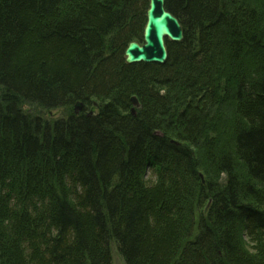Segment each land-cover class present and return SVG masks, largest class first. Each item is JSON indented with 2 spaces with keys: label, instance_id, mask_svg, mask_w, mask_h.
Segmentation results:
<instances>
[{
  "label": "trees",
  "instance_id": "obj_1",
  "mask_svg": "<svg viewBox=\"0 0 264 264\" xmlns=\"http://www.w3.org/2000/svg\"><path fill=\"white\" fill-rule=\"evenodd\" d=\"M164 1L127 65L148 0H0V264H264V0Z\"/></svg>",
  "mask_w": 264,
  "mask_h": 264
},
{
  "label": "water",
  "instance_id": "obj_2",
  "mask_svg": "<svg viewBox=\"0 0 264 264\" xmlns=\"http://www.w3.org/2000/svg\"><path fill=\"white\" fill-rule=\"evenodd\" d=\"M164 0H148L146 23L142 34V43L132 42L124 51L127 64H156L163 65L168 57L165 40L179 43L183 36L178 20L164 7ZM133 107L139 104L135 98L130 99ZM80 104L75 105L80 109ZM134 108L132 109V113ZM155 135H160L157 132Z\"/></svg>",
  "mask_w": 264,
  "mask_h": 264
},
{
  "label": "rangeland",
  "instance_id": "obj_3",
  "mask_svg": "<svg viewBox=\"0 0 264 264\" xmlns=\"http://www.w3.org/2000/svg\"><path fill=\"white\" fill-rule=\"evenodd\" d=\"M240 1H241V4L239 6L244 8V6H242L244 4L242 1H244V0H240ZM77 103H79L81 105L80 109L75 107V105ZM77 103L71 107V110L70 109L68 110L67 108L55 109V110H49V111H42L39 109H35L34 113H33V111H32V113H33V115L41 116V118L44 120L49 119V121L52 122L56 119L66 117L68 114H71V113H72V115H74L76 117L78 115H87V114L88 115H92V114L95 115L98 112V106L96 104H93L89 107V106H84L80 102H77ZM26 112H28V111H26ZM29 112H31V111H29ZM218 112H219V110H218ZM218 112H217V114H214V118L216 119V122L221 120V122L218 123L217 131H218L219 135L223 137L224 141H228V140L230 141L232 125H230V122H228L226 120V117H225V113L227 114V108H224V106L221 107V113H222L223 118L219 116ZM229 144H230V142L228 143V145ZM110 253H111V264H125L120 253L117 251L116 243L114 241H112L110 244Z\"/></svg>",
  "mask_w": 264,
  "mask_h": 264
},
{
  "label": "bare ground",
  "instance_id": "obj_4",
  "mask_svg": "<svg viewBox=\"0 0 264 264\" xmlns=\"http://www.w3.org/2000/svg\"><path fill=\"white\" fill-rule=\"evenodd\" d=\"M145 23H146V15H145ZM181 32H182V36H183V31H182V28H181ZM143 34V33H142ZM183 40V39H182ZM166 41H168V40H165V46H166ZM132 42H137V43H142V41H131L130 43H132ZM180 43V42H179ZM129 44V43H128ZM127 48V47H126ZM166 49H167V46H166ZM167 52H168V50H167ZM167 59H168V57H167ZM124 61H125V58H124ZM166 62H167V60H166ZM165 62V63H166ZM164 63V64H165ZM125 64H127L126 63V61H125ZM139 64H144V63H139ZM127 65H131V64H127ZM132 65H136V64H132ZM131 98H135L136 99V97H131ZM137 100V99H136ZM138 102V101H137ZM134 108V113H132L131 111H132V109ZM138 108H139V106H138ZM136 110H137V108H135V107H133V104L131 103V108H130V113L132 114V115H135V112H136ZM175 142V141H174ZM176 143H178V142H176ZM179 144V143H178ZM201 176V175H200ZM202 177V176H201Z\"/></svg>",
  "mask_w": 264,
  "mask_h": 264
}]
</instances>
